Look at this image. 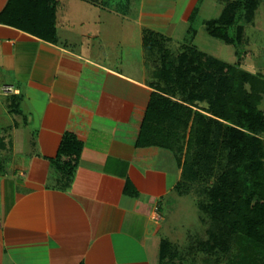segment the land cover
<instances>
[{
    "label": "crops",
    "instance_id": "obj_1",
    "mask_svg": "<svg viewBox=\"0 0 264 264\" xmlns=\"http://www.w3.org/2000/svg\"><path fill=\"white\" fill-rule=\"evenodd\" d=\"M80 1L98 8L91 25L65 0H40L37 23L0 0V264H226L196 257L188 228L176 240L164 211L190 191L185 150L151 115L161 91L145 34L161 31L142 7L124 14L138 52L110 53L105 0ZM243 52L235 63L264 75Z\"/></svg>",
    "mask_w": 264,
    "mask_h": 264
},
{
    "label": "rangeland",
    "instance_id": "obj_2",
    "mask_svg": "<svg viewBox=\"0 0 264 264\" xmlns=\"http://www.w3.org/2000/svg\"><path fill=\"white\" fill-rule=\"evenodd\" d=\"M39 1L40 0H30V3L22 4V6L21 4L19 5L22 7L20 9H22L23 12L29 11L33 23H37L38 20V11L40 9ZM99 1L101 2L102 0H97V2ZM231 1L233 0H105V6L103 7L111 12L110 15L105 16L108 24L111 25L109 30L112 44L109 48V52H124L127 57H130L129 53L132 52L133 48L131 47H133L134 44L138 52L139 26L132 22L133 24L131 23L123 27L121 22L123 21L124 14L128 15L127 18L136 19L142 7L146 14L144 24H152L151 22L156 23L154 28L161 31L160 37L162 36L166 41H171L168 48L164 51L172 53V59L174 60L181 59L179 55H182L184 51L182 43H191V46L230 63H235L240 57L245 60L247 55H245L243 51L249 49L248 59L250 58L251 60L255 58L254 61L257 62L256 65L262 66L264 65V0H260V4H258L259 7L256 8V26L253 27L247 24V31L245 34L243 33L242 40L237 46L214 37L207 31L206 23L208 20L218 18L224 7ZM65 2H72L71 7L81 11L82 14L79 15V18H84L87 24L91 25V22L96 19L94 13L98 11V8L96 9L93 5L80 0H65ZM126 5H128V7H126ZM168 8H170V10L166 16H156L153 18L154 16L152 15L154 13L162 12ZM20 9H18L19 12ZM172 13L174 14L172 15ZM18 17L22 18L21 15ZM73 18L77 17L73 16ZM115 30L118 31L115 32ZM131 32L135 33L134 37H131L133 34ZM118 41L125 42L124 49L116 45ZM159 51L160 50L156 52L153 50L151 53V59L154 60L153 66L156 67L154 70V75L156 77L154 76L152 81L153 84L158 88L172 93L176 98L187 100L193 105H200L202 108L214 107V95H207L209 91L212 93L211 90L205 88V90H202L200 87L193 88L192 85L199 84L198 80L193 83L191 82L192 84L187 86L188 84L178 79L179 75H175L178 77L172 82L170 79L164 78L161 68L164 67L163 61L165 55L163 58ZM112 59H110V61ZM110 64L112 66H119L114 60H112ZM182 68L181 65L179 69L183 70ZM193 75L209 74H199L195 71ZM213 93H215V90H213ZM206 95L207 97L203 98ZM261 107L264 108V101ZM205 113L211 116L210 113L206 111ZM212 127L210 128L212 131L211 138L216 139V141L212 139L214 143L209 145L207 151V164L200 167L202 172L197 176H193V178L191 177L190 194L182 198L176 195L172 199V206L171 204L167 206V202L164 205V211L166 214L168 213V216L173 213V215L171 214L173 219L171 220L172 227L175 228L173 230V235L176 240L177 238H182L183 240L184 234H186L184 231L188 228L191 231L190 242L192 249L195 250L194 255L196 257L204 255L207 262L219 261L227 264V260L222 259L228 258L233 262L232 264H264V219H258L255 214L252 216L248 215V217L245 216L248 225L253 226L251 230L254 235L246 237H244L245 234L242 236L238 235L241 240L240 244H237V241L228 237V235L224 237L225 242L222 240L218 241L214 237L225 232V227L220 223H216V219L212 212L213 209L210 207H215L213 199L215 201H221V204L229 210L230 207H233L232 203H234V200L243 195V190L246 188H249V192L248 195L246 194L245 196H247V198H256L257 193L255 194L254 190L260 187L256 181H261L263 185L264 173H258L257 171H255L257 173L252 172L256 175L255 177H253L251 172H247L249 174L244 173V175H246L245 182L240 181L238 177L236 178L237 174H235V172L238 173L243 170L242 163L238 162L237 166H234L235 164L231 166V153L229 147L225 146L221 148V152L218 150V147L220 149V141H218L219 139L215 134L214 127ZM259 138L264 142V130H261ZM256 145L258 149L260 147L258 152L260 156H257L256 161H261L264 165V150H262V145ZM231 172L234 176L233 181H231V177L229 176ZM257 174L259 175L257 176ZM202 201L208 206L206 211L201 207ZM198 202H200L199 207L197 206ZM214 209L221 211V208ZM211 235H213L214 239H211ZM243 239L244 241H242ZM183 242V244L188 245L187 241Z\"/></svg>",
    "mask_w": 264,
    "mask_h": 264
},
{
    "label": "trees",
    "instance_id": "obj_3",
    "mask_svg": "<svg viewBox=\"0 0 264 264\" xmlns=\"http://www.w3.org/2000/svg\"><path fill=\"white\" fill-rule=\"evenodd\" d=\"M259 1L233 0L229 2L218 18L208 20L206 23L208 33L237 46L242 40L245 23L252 18ZM11 3L19 9V4L30 3V0H12ZM45 11L53 14L52 8L51 10L45 9ZM52 33L54 34L55 31ZM145 39L149 51L158 52L160 50L163 58L165 55L164 67L161 68L164 78L172 82L178 77L175 75H179L178 79L188 84L187 86L198 80L199 84L192 85L193 88L209 89L212 93L209 91L207 95H214L215 99L214 107L202 108L200 105H193L187 100L176 98L172 93L154 84L163 93L159 92V97L153 99L152 119L159 120L160 126L161 124L162 126L167 125L165 139L169 147L175 146L180 153L185 150L183 182L180 186L185 191H191V177L199 175L202 172L200 167L207 164L209 145L216 141L211 138L210 128L212 126L220 141L218 150L221 152V148L229 147L231 166L233 164L237 166L238 162L242 163L243 170L235 172L236 178L245 182L244 173L263 174L264 165L261 161H256L257 156H260L258 153L260 147L258 149L256 144L262 145V150H264V142L259 138L261 130H264V108L261 107L264 101V76L246 70L241 63H230L191 45L183 46L184 51L182 55H179L181 59L174 60L172 53L164 51L168 45L160 34L148 32L145 34ZM178 65L179 67L182 65L183 70H180ZM195 71L209 75H193ZM229 176L233 181L232 172ZM255 176L253 174V177ZM256 183L260 185L259 189L254 190L257 197L247 198L245 195H248L249 188H246L243 190V195L234 200L233 207L229 210L221 204V201L213 199L215 207L210 206L213 209V216L216 223L225 227V232L214 236L215 239L225 242L224 237L228 235L240 244L241 240L238 235L245 234L244 237L254 235L251 230L253 226L248 225L245 216L255 214L258 219H264V184L262 185L261 181H256ZM201 207L206 211L208 206L202 201ZM214 208H221V211ZM210 237L214 239L213 235ZM222 260H227V264L233 263L228 258Z\"/></svg>",
    "mask_w": 264,
    "mask_h": 264
},
{
    "label": "built area",
    "instance_id": "obj_4",
    "mask_svg": "<svg viewBox=\"0 0 264 264\" xmlns=\"http://www.w3.org/2000/svg\"><path fill=\"white\" fill-rule=\"evenodd\" d=\"M153 219H154L155 221H158V220L160 219L158 213H156V214L153 216Z\"/></svg>",
    "mask_w": 264,
    "mask_h": 264
}]
</instances>
